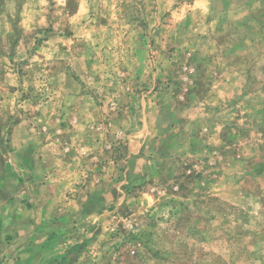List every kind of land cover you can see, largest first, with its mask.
Returning <instances> with one entry per match:
<instances>
[{"label": "rangeland", "instance_id": "1", "mask_svg": "<svg viewBox=\"0 0 264 264\" xmlns=\"http://www.w3.org/2000/svg\"><path fill=\"white\" fill-rule=\"evenodd\" d=\"M15 124L49 171L115 189L83 264H264V0H0ZM129 143L155 165L133 185Z\"/></svg>", "mask_w": 264, "mask_h": 264}, {"label": "crops", "instance_id": "2", "mask_svg": "<svg viewBox=\"0 0 264 264\" xmlns=\"http://www.w3.org/2000/svg\"><path fill=\"white\" fill-rule=\"evenodd\" d=\"M201 104L206 108V103ZM191 110L190 105L175 106L167 111L168 122L161 113L155 125L169 124L176 130L188 121ZM31 131L30 126L15 124L10 134L1 135L4 140L0 138V264H83L86 235L115 203V189L84 191L72 175L49 171L47 158L31 145ZM132 143L127 144L124 172L130 185L144 177L149 164L155 166L151 151H133Z\"/></svg>", "mask_w": 264, "mask_h": 264}]
</instances>
